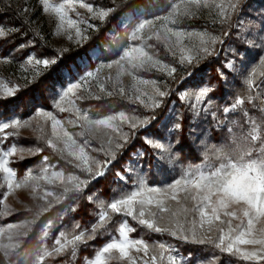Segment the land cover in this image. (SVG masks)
<instances>
[{
    "label": "snow or ice",
    "instance_id": "1",
    "mask_svg": "<svg viewBox=\"0 0 264 264\" xmlns=\"http://www.w3.org/2000/svg\"><path fill=\"white\" fill-rule=\"evenodd\" d=\"M39 2L43 5L45 13L52 12L58 18L57 34L66 35L69 41L77 45H82L91 39L88 34L89 29L99 31V26L87 20L78 21L70 18L69 12H76L77 4L80 8L86 9L92 19H99L101 22L116 11L115 7L107 10L96 9L84 0H64L58 6L50 3V0H39ZM163 3L164 0H137L134 7L128 9L134 15L135 25L125 41L111 53L112 58L107 62L101 61L95 68L86 69L82 74L75 73L74 69L67 71L59 69L56 73V83L48 97L51 108L61 113L71 112L75 116V121L70 120L69 123L74 126L79 124L82 129L77 133L79 136L87 135L95 138L96 134L102 130H109L114 135L104 131V135L108 137L107 148L103 145L93 148L88 139H85L83 144H79L72 133L64 129L61 120L57 119L53 111L37 109V115L46 116L47 120L51 121V138L45 140L46 146L61 160L79 170L83 178L74 172L65 176L63 171L52 170L56 165L49 164V157L44 156L39 176H33L29 169L23 180L16 181L15 171L9 167V157L14 156L18 151L37 154L42 149L18 148L15 144L8 148L0 147V171L8 177V191L3 194L0 203L6 200L14 189L27 187L30 183L33 186V193L40 186L41 180L48 185H53L56 181L64 185L63 191L59 193L48 188L43 189V194L39 198L46 202L47 207H40L32 214L31 219L8 223L0 227V238L7 240V243H0V250H3L6 260L20 247L21 239L33 231L31 226L35 225L41 215L53 206L49 197L57 203L69 198L73 201L78 200L80 194L93 181L106 175L110 166L120 163L129 142L137 137L139 130H144L141 139L151 151L146 153L143 149L138 150L123 163L121 169L115 172L116 182H123L125 187L130 183L131 190L120 192L107 203L93 191L87 199L94 202L99 211L91 228L72 234L70 238L66 231L61 230L51 250L43 246V241L38 237L39 251L34 264H44L46 257L64 255L69 250L71 258L75 259L81 245L86 246L87 242L95 239L98 233L103 235L110 232L108 225L112 221L113 214L125 218L118 228V238L111 236L110 240L95 253L94 259L86 258L85 264H110V262L115 264H122V262L123 264H197V261L208 260L209 255H215V253L193 254L192 259L185 262L178 248L166 242H153L150 245L143 238L131 239L129 234L136 229L129 226L126 219L128 217L152 233L167 234L185 244L211 246L219 250L220 254H227L222 264H234L233 258L247 264H264V134H262L264 99L260 94H252L255 89L261 88L264 84V26L257 27L254 21H249L247 25L240 20L235 25L229 23L233 14L239 17L245 0H228L226 4L214 5L218 12L213 17V23L229 24V27L238 29L236 43L229 45L226 49L230 55L217 68V74L221 80H227L229 76L235 79L234 74L242 76L248 90V101L260 100L261 115L256 119L248 117L245 123L249 124V128L244 130L241 126L239 133L232 134L227 144L215 150L214 157L217 163L208 164L206 169L200 166L186 169L170 183L149 186L138 172V168L141 164L156 168L157 164L153 163L156 160L153 153H156L159 157L160 172L167 174V168L164 165L174 161V147L170 137L173 133L183 130L185 118L184 112L173 107L169 109V119L160 120V128L152 130L153 122L157 120L156 110L165 103L163 98L175 96L178 101L184 102L194 95L195 103H188L186 107L195 113L201 102L211 104L210 93H214L215 90L211 85L204 84L197 86L198 90L192 93L188 89L171 88L164 81L137 77L134 74L136 71L156 70L166 73L168 77L175 80L173 74L176 73L177 68L154 59V53L149 49H157V45L149 44L148 41L155 39L157 43L162 42L174 61L182 67L194 62L199 63L209 57L218 59L220 51H224V49L218 51L215 47L218 43H224L220 36L209 32L194 34L169 26L179 25L184 17L195 15L196 12L193 11L192 6L199 10L202 0H185L183 9L178 3L169 4L170 11L163 17H158L153 9ZM203 7L210 8L212 5L208 0H203ZM141 9H143L142 12ZM31 11L27 7L21 9L23 14ZM76 15L79 17L80 13L76 12ZM22 23H28L27 18L22 20ZM81 24L85 26L82 28ZM13 31H19V29H9L6 32L5 28L0 26V37ZM223 34L227 36L228 32L225 31ZM193 35L197 36L198 42H192ZM186 38L189 40L188 44L184 43ZM28 43L31 44L32 41ZM25 47L26 45H20L21 49ZM66 51H68L67 48L58 49L55 56L48 58H39L36 54H30L27 63L33 66L34 74L32 80L26 82L32 83L42 76L51 66L58 63ZM95 51L94 48L92 52ZM250 51H255L258 59V63L251 66L245 55ZM113 66L118 69L115 78L110 74L101 75L105 69L110 70ZM125 73L132 76L133 81L136 82L133 83L127 96L120 80ZM183 79L182 77L181 82ZM109 82H111L112 90L106 87ZM137 83L151 86L153 94L144 92ZM161 83L164 84V90H161ZM93 86L97 87L103 96L112 97L117 94L120 97L126 96L129 103L138 102L150 114L137 115V109L132 108L131 114L119 111L93 118L88 109L82 110L77 103L85 99H103L102 95L91 91ZM18 91H20L18 85L9 87L8 83L0 80V97L13 98ZM85 92L88 93L87 96L82 94ZM261 92L264 93V89H261ZM206 97L209 98L207 101H205ZM175 103L176 101H172L173 105ZM244 103V99L237 98L231 108L237 110ZM252 107L256 108L257 105L253 103ZM224 111L228 112L229 109L225 108ZM244 115L247 117V111ZM124 125L128 126L129 131H124ZM29 126L30 122L20 118L15 112L8 116L0 112V146L4 145L10 137L18 136L19 129ZM8 129L14 131L7 132ZM41 139L44 138L41 137ZM176 142L178 144L179 139ZM86 146L91 152L103 153L105 158L101 160L90 155ZM20 159L22 160L23 156ZM181 193L184 203L180 199ZM169 200L175 201L180 206L173 210L168 206ZM188 201L191 202V207L187 206ZM10 214V209L5 205L0 216ZM51 227V220L41 221L40 235L48 237V230ZM79 228V223L74 222L73 231ZM204 251L201 249V253ZM139 253L143 255H138ZM21 264H24V261H21Z\"/></svg>",
    "mask_w": 264,
    "mask_h": 264
},
{
    "label": "rangeland",
    "instance_id": "2",
    "mask_svg": "<svg viewBox=\"0 0 264 264\" xmlns=\"http://www.w3.org/2000/svg\"><path fill=\"white\" fill-rule=\"evenodd\" d=\"M126 0H84L86 3H90L96 9L107 10L110 7H114L120 2ZM64 0H50V3L59 5ZM212 5L210 8L203 7V0L199 10L193 5V11L195 15L191 17H184L181 19L179 25H169L170 27L183 30L185 32L198 34L200 32H209L213 35L220 36L224 41L223 44L215 45L216 49L220 51L219 58L209 57L207 60H201L199 63H193L191 65L181 66L177 64L173 57L167 52L164 44L157 43L155 39L148 41L149 44H156L157 49H149L154 53V59H158L162 64H169L177 68L175 80L168 77L166 73L152 70V71H136L134 74L142 79H155L158 82L164 81L171 88L188 89L190 92L195 93L198 90L197 86L209 84L214 88V93H210L211 104L201 102L198 105V111L195 113L189 111L186 107L188 103H195V96L189 97L187 101H178L175 96L163 98L165 103L160 109L156 110L157 120L153 122L152 130L160 128V120L169 119V109L175 107L179 111L184 112L183 130L179 133H173L170 137V142L174 147V161L164 165L167 168V174H162L159 170V157L158 154L153 153L156 156V160L153 163L157 164L156 168H152L150 165L145 166L143 164L138 168V172L147 181L149 186L160 185L161 183H170L175 178L179 177L186 169H190L196 166L201 168H207L208 164L217 163L215 161V150L227 144L230 141L232 134L239 133L241 126L244 130L249 128V124L245 123L248 117L256 119L261 114L259 111V100L248 101V90L243 83V77L239 74L229 76L227 80H221L217 74V68L226 57H229V53L226 50L229 45L236 43L238 35V29L236 27H229V24L213 23V17L218 12L214 8L215 4L224 3L228 0H208ZM137 3V2H136ZM178 3L183 9L185 0H164V3L159 7L153 9L158 17H163L170 11L169 4ZM29 8L32 11L27 14L21 13V9ZM133 8V7H132ZM143 9H141V12ZM76 12L80 13L77 17ZM76 12H69V16L72 19L87 20L89 23L99 26V31L104 22L99 19H92L91 14L86 9L80 8L77 4ZM27 18L28 23H22V20ZM243 21L245 25L249 21H254L256 26H264V0H245L242 5V11L239 17L233 14L230 20V24L235 25L237 21ZM135 18L131 11L124 12L119 16L107 29L103 32L95 42L85 51L74 54L72 51L76 50L80 46L67 39L66 35L57 34L56 25L58 18L52 12L45 13L43 11V5L39 0H0V26L5 28L7 32L9 29H19V31H13L3 37H0V80L8 83L9 87L18 85L20 91H18L13 98L0 97V112H3L5 116L15 112L20 118L28 120L30 126L19 129V135L10 137L3 148L11 147L15 144L18 148L42 149L37 154H32L28 151L17 152L14 156L9 157V167L15 171L14 179L21 181L25 178L26 172L31 169L33 176H39L42 168V159L44 156L49 157V164L56 165L52 170L63 171L65 176L69 173L80 174L83 178V174L79 173V170L74 169L72 165L67 164L64 160H61L58 155L53 154L52 150L46 146L45 140L51 138V121L47 120L46 116L37 115V109L42 111H53V114L57 119L61 120L64 129L72 133L74 139L79 144H83L85 139L90 141V145L93 148H99L103 145L108 147V137L104 135L102 130L97 133L95 138L91 136H79L77 133L82 131L79 124L75 126L70 124L69 121H75V116L71 112L61 113L59 110H53L50 105L48 97L51 95L52 89L56 83V73L59 69H74L75 73H83L86 69L95 68L101 61L107 62L111 57V53L121 45L128 34L131 32L135 25ZM85 25L81 24L83 28ZM99 31L89 29L88 34L90 37ZM227 31L228 35L223 33ZM38 33V35H37ZM174 40V38H172ZM193 43L198 42L197 36L191 37ZM32 41L31 44L28 42ZM139 43V42H136ZM185 44L189 43L188 38L184 41ZM26 45L21 49L20 45ZM67 48L68 51L64 52L62 58L56 65L51 66L47 72L38 77L34 82L27 83L26 81L32 80L34 69L32 65L27 63V58L30 54H36L39 58H48L56 55V50ZM95 52H92L93 49ZM72 52V53H71ZM69 55V56H67ZM249 65L258 63L255 51L246 52ZM67 56V57H66ZM235 62V61H234ZM83 65V67H81ZM239 67V64H237ZM117 67L113 66L112 69H105L101 74L102 76L111 75L116 77ZM74 73V75H75ZM191 73V75H188ZM183 82H181V78ZM120 80L125 88L126 96L132 89L133 81L132 76L125 73L120 77ZM138 87L148 93L153 94L151 86H143L137 83ZM161 90H164V84L161 83ZM109 90H112L111 82L106 84ZM261 89H264V84L261 88L255 89L253 95H263ZM92 92L100 94L97 87L93 86ZM87 96L88 93H82ZM120 97L118 94L112 97L103 96V99H85L78 101V106L84 110L88 109L90 115L93 118L103 117L108 114L125 111L131 114V109H137V115H149L150 112L140 106L138 102L136 104L129 103L127 98ZM244 99L245 103L237 110H232L231 106L237 99ZM209 98L206 97L205 101ZM172 101H176L175 105ZM257 105L256 108L252 107V104ZM228 108L229 111L225 112L224 109ZM247 111V117L244 112ZM171 127V123H169ZM124 131H129L127 125L123 126ZM231 130V131H230ZM7 132L14 131L13 129L6 130ZM110 135L111 134L109 131ZM264 134V129H262ZM144 135V130H139L137 137L131 140L124 151V156L120 163H115L110 166V170L105 176L93 181L85 191V197L78 200L65 199L61 203H57L52 197L48 199L52 201L53 206L49 211L44 212L40 220L32 225L33 231L29 233L27 237H23L20 241V247H18L11 256L6 260L3 250H0V264H34L35 258L38 255L37 239L43 241V246H46L51 250L55 243V238L59 235L61 230L66 231L69 234V238L72 234H78L80 231L90 229L91 225L95 223L97 219L96 213L99 209L94 202H90L87 197L95 191L101 199L106 203L111 202L113 196H117L122 191H130L131 184L127 187L123 185V182H116L115 172L121 169L123 163L129 159L138 150H145L150 152V147L146 146L141 139ZM43 137L44 139H41ZM177 139L179 143L177 144ZM168 142V141H165ZM259 144V142H257ZM86 150L90 151L88 146ZM90 155L95 156L97 159H104V155L101 152H91ZM23 156L21 160L20 157ZM207 157V160H206ZM59 161V162H58ZM58 162V163H57ZM8 177L5 173L0 171V200L3 199V194L8 191L7 189ZM39 187L36 188L33 193V186L30 183L27 187L14 189L11 194L7 196L6 200L0 203V213L4 211V206L7 205L11 211L10 215L0 216V227L5 226L8 223L22 222L25 219H31L32 214L37 212L40 207H47L44 200L39 197L43 194V189L48 188L57 193L62 192L64 185L59 181H56L53 185L46 184L45 181H39ZM117 191H113V190ZM71 195V194H70ZM182 203L183 194H180ZM65 202L64 208L58 206ZM86 203V205L83 204ZM168 206L173 210L177 209L178 205L175 201L169 200ZM188 207L192 204L190 201L186 202ZM82 207V208H81ZM55 210L57 216L50 218L47 215ZM125 218L113 214L112 221L109 223L108 228L110 232L103 235L97 234L96 238L89 240L87 245H81L78 255L75 259L71 258L70 250L64 255L46 257L44 264H85L86 258L94 259L95 253L106 244L111 236H117L120 223ZM130 227L136 229L130 232L131 239L143 238L150 245L153 242L163 241L168 245H173L178 248L185 262L192 259V255H209L215 253L214 256L209 255L208 260L197 261V264H222L223 259L227 254H220L219 250L213 249L208 245H190L185 244L180 240H176L167 234H156L150 232L148 229L140 226L136 221H133L130 217L126 218ZM51 220L52 227L48 230L49 236L43 237L39 233V226L41 221ZM78 222L79 229L73 231V223ZM23 231V229H21ZM0 243H7L6 239L0 238ZM201 249L205 251L201 253ZM151 251V250H150ZM134 255H137L133 252ZM114 255H118L114 253ZM138 255H143L139 253ZM167 255V254H166ZM234 259V264H247V262H240L238 259ZM115 264V262H110ZM123 264V262H122Z\"/></svg>",
    "mask_w": 264,
    "mask_h": 264
},
{
    "label": "trees",
    "instance_id": "3",
    "mask_svg": "<svg viewBox=\"0 0 264 264\" xmlns=\"http://www.w3.org/2000/svg\"><path fill=\"white\" fill-rule=\"evenodd\" d=\"M137 0H126L124 2H120L118 4H116L114 7L116 8V11H114L113 13H111L109 15V17L106 19L105 23L103 24L101 31L94 33L91 36V39H89L84 45L80 46L79 48H77L76 50H73L72 52L74 54H79L85 50H87L94 42L95 40L101 35L103 34L104 31H106L107 29H109V27L112 25V23L119 17L121 16L124 12H126L128 9H131L132 7H134V5L136 4ZM118 6V7H117ZM71 52V53H72ZM69 56V55H67ZM66 56V57H67ZM85 197V191L80 194L79 198H84ZM84 205H86L85 202H83ZM65 202L60 204L58 207L59 208H64ZM82 208V207H81ZM56 209L53 210V212H50L47 216L50 218H55L57 216L58 213L55 212Z\"/></svg>",
    "mask_w": 264,
    "mask_h": 264
},
{
    "label": "built area",
    "instance_id": "4",
    "mask_svg": "<svg viewBox=\"0 0 264 264\" xmlns=\"http://www.w3.org/2000/svg\"><path fill=\"white\" fill-rule=\"evenodd\" d=\"M261 98H262V99H264V94H263V95H261ZM259 103H260V100H259ZM259 106H260V105H259Z\"/></svg>",
    "mask_w": 264,
    "mask_h": 264
}]
</instances>
